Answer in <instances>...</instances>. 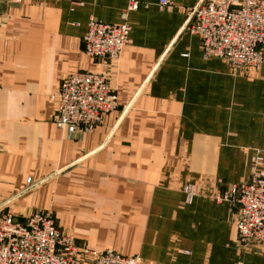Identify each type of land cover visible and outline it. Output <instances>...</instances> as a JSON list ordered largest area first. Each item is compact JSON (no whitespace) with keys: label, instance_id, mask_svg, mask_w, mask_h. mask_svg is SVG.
<instances>
[{"label":"crops","instance_id":"crops-1","mask_svg":"<svg viewBox=\"0 0 264 264\" xmlns=\"http://www.w3.org/2000/svg\"><path fill=\"white\" fill-rule=\"evenodd\" d=\"M139 1L120 56L95 60L89 20L119 23L128 0H0V206L51 209L80 244L145 264H264L213 199L264 156V62L247 77L204 57L187 25L201 0ZM80 70L106 76L119 107L72 140L52 94Z\"/></svg>","mask_w":264,"mask_h":264},{"label":"built area","instance_id":"built-area-1","mask_svg":"<svg viewBox=\"0 0 264 264\" xmlns=\"http://www.w3.org/2000/svg\"><path fill=\"white\" fill-rule=\"evenodd\" d=\"M159 3L173 5L170 0ZM141 5L139 0H128L119 23L91 18L83 37L86 53L95 60L118 58L129 42V13ZM187 25L199 35L204 57L223 59L235 74L252 76L260 70L264 60V0H201L190 11ZM53 97L57 101L54 123L73 138L92 130L119 107L116 90L96 71L70 73ZM224 190L214 193L213 199L236 207L238 239L264 245V173L253 171L250 180ZM184 192L187 202L192 203L199 188L188 183ZM87 257L91 264H145L138 256L79 246L49 211L26 218L0 213V264H81Z\"/></svg>","mask_w":264,"mask_h":264},{"label":"rangeland","instance_id":"rangeland-1","mask_svg":"<svg viewBox=\"0 0 264 264\" xmlns=\"http://www.w3.org/2000/svg\"><path fill=\"white\" fill-rule=\"evenodd\" d=\"M12 1H14V2H16L15 0H12ZM263 62H264V60H263ZM262 65H263V63H262ZM261 68H262V66H261ZM261 68H260V70H261ZM260 70L256 73V74H254V75H252L251 77H253V76H256L259 72H260ZM243 75V74H242ZM247 77H249V76H247ZM61 82V81H60ZM60 85V84H59ZM59 89V88H58ZM57 89V90H58ZM57 90H56V92H57ZM55 92V93H56ZM55 93H53L52 94V99L54 100V103H55V105H56V109H57V101H56V99H54V97H53V95L55 94ZM116 111V110H115ZM55 113H56V110H55V112H54V115H53V122H54V117H55ZM100 124V123H99ZM98 124V125H99ZM96 127V126H95ZM67 132V131H66ZM82 135V134H81ZM67 136H68V138H70V139H72V140H75V139H77V138H73L72 136H69L68 134H67ZM81 137V136H80ZM80 137H78V138H80ZM253 164H252V174H253V171H255V172H257V173H260V174H263L264 173V168H262V166L264 165V156H263V152H261V151H257L254 155H253ZM252 177V175L250 176V178ZM250 178H248L247 180H245V181H248V180H250ZM30 181H31V178H28V184H31L30 183ZM245 181H242V182H245ZM241 182V183H242ZM240 183V182H239ZM239 183H235V184H239ZM233 184H231L230 186H232ZM230 186H227L225 189L227 190ZM224 190V189H223ZM222 190V191H223ZM225 191V190H224ZM12 203V202H11ZM30 203V202H29ZM13 204V203H12ZM31 204V203H30ZM4 207V208H3ZM3 207H1L0 206V213H5V212H10V213H12L13 215H15L17 218H26V217H28V216H30L32 213H34V212H38V211H49V212H51V214L54 216V219H55V221H56V223H57V225L60 227V229H62L63 231H65L63 228H62V226L60 225V222H59V220H58V218H57V216H55V213L51 210V209H40V210H34V212L32 211V213H30L29 215H27V216H20V215H17V214H15V210H14V207H13V205H10V206H3ZM65 232H67V231H65ZM67 233H69V232H67ZM69 234H71V233H69ZM73 235V234H72ZM74 236V235H73ZM74 238H75V240H76V243L79 245V246H85V245H82V244H80L78 241H77V239H76V237L74 236ZM85 247H88V246H85ZM90 248V247H89ZM92 249V248H91ZM94 250H96V249H94ZM98 251H100V250H98ZM105 251V250H104ZM114 251V250H113ZM85 260L87 261V260H89V257H87V258H85ZM83 263V262H82ZM81 263V264H82Z\"/></svg>","mask_w":264,"mask_h":264}]
</instances>
